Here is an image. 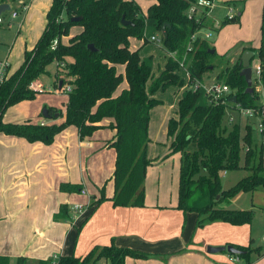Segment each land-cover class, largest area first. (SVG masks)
<instances>
[{"label":"trees","instance_id":"trees-1","mask_svg":"<svg viewBox=\"0 0 264 264\" xmlns=\"http://www.w3.org/2000/svg\"><path fill=\"white\" fill-rule=\"evenodd\" d=\"M152 1L147 8L148 18L160 32L161 26H165L166 35L163 37L161 32L160 41L163 51L169 55L157 76H153L152 65L140 57V48H130L131 37L142 40V46L149 42L145 36L146 17L135 0H51L42 33L34 46L24 51L22 64L0 85V133L23 137L28 142L50 144L55 135L68 126H75L79 137L84 138L104 127L101 123L104 118L112 119L108 126L115 130V135L107 144L115 149L116 156L110 199L114 206H143L146 167L152 162L146 154L150 141V110L162 104L154 94L172 85H184L185 80L176 72L183 60L189 88L178 100L177 118L171 117L167 123L170 153H180L177 208L183 212H196L197 227L212 221L249 224L255 213L253 209L227 208L219 204L241 192L264 189V144L255 139L252 123L245 124L242 134L239 122L227 124L223 119L228 110L250 108L259 111L263 106L256 85L264 88V26H261L258 48L250 45L242 48V52L256 50L259 60L260 73L252 79L251 90L240 75L242 67L238 56L216 75V82L230 90L220 98L224 102L207 96L208 101L201 103L200 90H193L190 86L195 81L201 82L203 75L214 68L209 57L216 55V51L210 53L214 47L206 38L197 35L192 40V35L205 27L219 31L228 23L238 22L240 15L237 13L224 18L219 29H214L206 20L195 22L187 17L186 10L194 0ZM0 3H5V0H0ZM72 17L81 19L71 21ZM122 17L127 24H122ZM75 25H79L81 31L63 42L62 38L69 36L71 27ZM54 40L57 43L53 46ZM52 62L64 71L54 87L59 88V82L61 91L65 85L71 86V91L66 93L64 112L53 106L47 107L51 119L62 117V121L44 124L30 119L19 123L3 121V114L9 106L35 98L37 92L29 89L28 85L39 80ZM117 65L123 66V73L117 70ZM124 80L127 87L116 93ZM233 97L235 101H232ZM262 138L264 140V131ZM242 151L243 165L240 164ZM239 168L249 173L223 188L222 173ZM59 187L61 190L78 191L80 186L61 183ZM100 192V197L93 203L106 199L104 187ZM65 208L60 206L55 218L63 217ZM252 243L253 240L247 247L236 246L242 251L236 256L244 259L245 264H250L252 253L261 255L260 248L252 246ZM128 256L144 258L147 253L111 242L95 245L83 256H60L57 264H98L101 259L107 264H124ZM21 260L18 258L17 264ZM0 264H9V258L0 255ZM38 264L50 262L40 260Z\"/></svg>","mask_w":264,"mask_h":264},{"label":"crops","instance_id":"crops-1","mask_svg":"<svg viewBox=\"0 0 264 264\" xmlns=\"http://www.w3.org/2000/svg\"><path fill=\"white\" fill-rule=\"evenodd\" d=\"M135 1L139 4L142 13L153 2L143 0L147 2L146 8L143 9L140 0ZM226 1L231 4L240 2L241 7L237 12L240 15L239 21L228 23L215 32L224 33L222 40L219 41L217 37L211 43L216 51L215 57L224 55L228 58H223L225 61L217 59L220 65H217L215 71H211L212 69L207 71L202 77L203 81L204 78L210 82L217 81V73L227 64L233 63L241 55L244 46L250 45L256 49L260 44V22L262 17L264 20V0ZM31 2L32 0H29V8L23 14L24 17L29 13ZM5 3L8 1L5 0ZM50 4L51 0H48L45 12ZM219 10L217 14L220 15ZM16 17L13 19L9 17L8 23H11V26ZM3 22L2 19L0 25ZM44 26L41 25L33 37H29V45L27 39L24 40L23 59L24 51L34 46ZM80 31L79 25L72 26L69 36L63 37L62 41L67 42L70 36ZM209 37L206 38L207 41ZM138 40L140 45L136 48L141 50L142 40ZM217 51L220 52L219 56ZM162 52L164 61L159 64L156 71L152 67L153 76L159 74L169 56ZM7 62L9 73L18 68L12 69L8 59ZM258 64L255 50L250 63L253 80L254 69ZM46 69L48 71V67ZM117 70L123 73V66L117 65ZM176 72L181 75L180 71ZM186 76L182 87L171 86L173 96H179L171 105L172 108L169 106L172 110H165L162 104L157 105L162 106L158 111L155 110L156 106L150 110L148 128L150 141L147 144L146 154L152 162L146 167L143 206H114L110 199L113 194L111 176L116 156L115 149L107 144L115 135V130L108 126L112 119L104 118L101 121L104 127L84 138L79 137L75 126H68L57 133L50 144L39 141L28 142L23 137L0 133V255L7 256L9 264H17L18 258L25 260L24 262L21 260L20 264H37L40 260L50 262L64 255L83 256L93 246L108 245L111 242L117 246L147 253V257L144 258L128 256L124 264H245L242 258L237 261L230 260L229 257L233 254L226 250L207 252V247L229 244L235 247H247L251 240H253L252 246L257 245L260 248L261 255L252 253L250 264H264V242L260 241L261 237L255 240L252 237L251 222L233 225L212 221L197 227L196 212H183L177 208L180 153H170L167 123L169 118H177V103L182 96L177 94L186 89L188 75ZM149 83L150 81L147 85ZM52 85L54 88L53 83ZM126 87L127 83L124 80L116 93ZM258 87L261 85H256L259 93ZM261 91L263 96L259 93V101L264 104L263 87ZM162 93L163 91L158 90L154 96L163 103ZM56 95L65 98L61 107L64 112L67 95L65 93ZM24 102L25 100L20 101V103ZM48 106L58 108L55 104L44 103L34 109L33 116L24 108L20 110L21 113H17L19 115H8V117L5 116V111L3 121L19 123L30 119L40 124L61 122L62 117L51 119L43 116L42 109ZM153 112L154 116L157 115L159 118L157 129L152 126ZM246 119L245 124L249 121V118ZM252 125L257 132L256 124L253 122ZM61 183L80 187L78 191L61 190L59 187ZM102 187L106 199L93 203L100 197ZM82 189L85 193H81ZM255 192L264 193V189ZM245 193L241 192L234 197L226 198L219 206L254 210L253 203L246 208L237 207L238 199ZM251 194L253 196L254 192ZM76 204L82 205L81 210H73ZM62 205L66 206L63 210L65 215L55 218ZM256 210L262 213L264 218V202L259 201ZM98 264H106V261L101 259Z\"/></svg>","mask_w":264,"mask_h":264},{"label":"rangeland","instance_id":"rangeland-1","mask_svg":"<svg viewBox=\"0 0 264 264\" xmlns=\"http://www.w3.org/2000/svg\"><path fill=\"white\" fill-rule=\"evenodd\" d=\"M7 1H8L7 4L9 5V9L4 10L0 13L1 18L4 21L3 24L0 25V58L8 59V61H10L11 63V68L15 69L19 67V65L23 61L22 44L24 40L27 39L28 41L27 45H29L30 43L29 37H33V35L38 31L39 27L41 25L44 26L45 24V13H46L45 6L47 5L48 0H34V1L32 0V2L30 3L31 6H30L29 13L25 17L23 16L24 12H22L19 7L21 3L29 4V0H7ZM139 3L143 9L146 8L147 6L146 1L140 0ZM233 4H234V13L236 14L239 11L241 4L240 2L237 4L235 3ZM13 9L17 10L18 16L14 20V24L12 26H8L7 23L9 22V19H10L9 18L10 12ZM219 11L221 12V14L220 15L218 14V17L223 19L225 10L220 9ZM143 15L146 17L145 36L148 38L149 42H147L143 47H141L139 55L146 62L150 63L153 67V70L155 69L156 71V68L159 66V64L161 65L162 62L164 61V53L162 52L163 49H162L161 41L160 40L152 41L151 36L155 35V37L160 38L161 32L160 30H157L155 28L153 24V20L151 18H148L147 9L143 10ZM19 24H21L20 27H18ZM260 25L264 26L263 17L261 18ZM205 28L201 29V32H200L201 34H204L207 31ZM216 31L217 29L210 32L211 36L209 37L207 41L210 45L214 38L216 39L218 37L219 41L224 38L223 32H220V34L219 33L216 34L215 33ZM139 45H140L139 40L136 37H131L130 47L136 48ZM217 55L219 56L220 52L217 51ZM223 58L227 59L228 57L226 58V56L224 55H221L220 57H217V58L215 57V55L209 57V62L214 65V68L211 71H215L217 69V65L218 64L220 65L217 59L221 60ZM47 67H48V71L45 74H42L39 78V82L45 86L46 90H43L42 92H37L36 98L34 100L33 99L25 100L24 103L18 102L12 106H9L5 113L6 117H8V115H14V114L19 115L17 113H21L22 111L20 110H22L23 108L25 109L26 112H29L30 115L33 116L34 109L36 107L38 108V105H41L44 103L45 104H55L59 109H62L61 108L63 106L62 101H64L65 98L64 96L59 97L58 95H56L58 93L54 92L52 83L54 84L58 82L59 76L61 74L63 75L64 71H62V68L58 67L55 62H52ZM177 71H180V74H181L180 76L183 79L187 77L186 67L178 68ZM201 83L207 84L211 82L205 78L203 81V78H202ZM48 88H50L49 91L47 90ZM187 88H189L188 84H187L186 89ZM258 88H259L260 95L263 96L261 87H258ZM172 90H173L172 87L169 86V88H167L165 92L163 91L161 95L164 101L162 103L163 107L156 106L157 109L155 110L158 111L161 107L165 108V110H168V111L172 110L171 105L173 104L174 100H176V98L179 97V96L174 97L172 94ZM181 92L182 91H180L179 94L177 95L182 94ZM200 92H201V95H200L199 101L201 103H206L208 101L207 94L204 92L203 88L200 89ZM35 100L37 101L35 102ZM153 116H154V112H153ZM230 118H232L233 121L241 123V133L242 134L244 132V124L247 120L246 118H249L248 119L249 121H247L249 123H253V122L255 124L258 123L257 117L255 116L247 117L245 114L241 113L238 110H228L224 116L223 122L227 124H231V121L229 120ZM158 120L159 118L157 117V115H155L153 117L154 123L152 122V126L155 127L156 129L157 127H159ZM254 136L258 143L264 144L262 135H260L258 132H254ZM243 160H244V152L242 151L241 161H240L241 165H243ZM263 164H264V154H263ZM226 172L227 173L223 172L221 175V185L223 188H227L233 185L239 178L249 173L248 170L244 168L229 170ZM251 193L253 192H246L245 194H243L241 198L238 199L237 207L246 208V207L251 206V203H253L254 212L256 211V213L251 221V227H252L251 233H252V237H254V240H255L256 238H260L264 235V218H263L262 213L257 211L258 209L256 210L257 205H259V201L264 202V193L254 191L253 196H251L252 195Z\"/></svg>","mask_w":264,"mask_h":264},{"label":"built area","instance_id":"built-area-1","mask_svg":"<svg viewBox=\"0 0 264 264\" xmlns=\"http://www.w3.org/2000/svg\"><path fill=\"white\" fill-rule=\"evenodd\" d=\"M20 10L22 12H26L29 8V4H23L20 5ZM218 9H224V18H231L235 15L234 13V5L231 3H228L226 0H194L190 3L189 7L186 10V15L188 18L193 19L195 22H201L202 20L208 21L210 24H212L213 28H219L222 18L218 17L217 10ZM18 15V12L16 9L11 10L10 17L11 19L15 18ZM223 18V19H224ZM0 23H2V18L0 16ZM21 24L18 25L20 27ZM8 26H11V23H8ZM207 31L204 34H201V29L197 32H195L192 35V40L196 38L197 35H199L201 38H208L211 35L212 29L205 28ZM152 41H159L160 38H157L155 36L151 37ZM57 40H54L53 46L56 45ZM191 49V46H188V50ZM179 67L184 68L183 60L179 62ZM187 72V71H186ZM260 73V67L259 64L254 69V76L257 78ZM9 74L8 71V62L7 59H0V85L5 81ZM188 75V73H187ZM28 88L35 91V92H42L43 90H46L45 86L42 85L39 80L32 81L29 83ZM193 90L197 89H204V92L214 101H221L224 102V100H220L221 97L227 95L229 93V87L222 84L221 82H211V83H201L200 81H195L192 86H190ZM48 91L50 88L47 89ZM54 92L56 93H69L71 91L70 85H65L63 87V91H61L59 88L54 87ZM241 113L245 114L247 117L255 116L258 119V123L256 124L255 128L257 132L262 135L264 131V104L262 108L259 111H255L253 109L247 108L240 110ZM231 122H233L232 118L229 119ZM43 124V123H41ZM81 193H85V190H81ZM82 205L76 204L73 208L74 211L81 210ZM261 242H264V235L260 239ZM230 260L237 261L239 260V257L236 255H230ZM58 258H54L50 261V264H57Z\"/></svg>","mask_w":264,"mask_h":264},{"label":"water","instance_id":"water-1","mask_svg":"<svg viewBox=\"0 0 264 264\" xmlns=\"http://www.w3.org/2000/svg\"><path fill=\"white\" fill-rule=\"evenodd\" d=\"M9 9V5L7 3H0V13L4 10H8ZM80 17H72L71 21H78L80 20ZM122 24H127L128 22L126 20H124V18L122 17L121 19ZM161 32L163 37H165L166 33H165V26L162 25L161 26ZM89 48L93 49V46L91 44H89ZM214 49L210 50V53H213ZM254 52L246 49L244 50L241 55H240V64H241V71H240V75H242L247 83L248 86V90H251V85H252V68H251V60L253 58ZM61 87V82H59V88ZM232 101H235V97L232 98ZM42 114L45 118H50V115L48 114L47 108H44L42 110ZM55 116H57V114H55ZM226 250L227 252H229L230 254H235V255H239L242 253L241 250L237 249L235 246L229 244L226 246H208L207 247V252H218V251H224Z\"/></svg>","mask_w":264,"mask_h":264}]
</instances>
